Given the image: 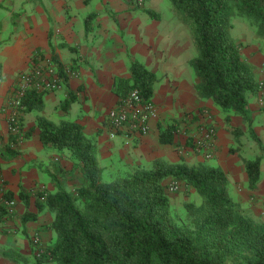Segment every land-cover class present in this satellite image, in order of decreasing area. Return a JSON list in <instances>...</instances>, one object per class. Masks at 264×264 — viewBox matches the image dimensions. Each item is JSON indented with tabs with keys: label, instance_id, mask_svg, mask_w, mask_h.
Instances as JSON below:
<instances>
[{
	"label": "crops",
	"instance_id": "obj_1",
	"mask_svg": "<svg viewBox=\"0 0 264 264\" xmlns=\"http://www.w3.org/2000/svg\"><path fill=\"white\" fill-rule=\"evenodd\" d=\"M6 1L12 7L8 17L14 31L4 38L0 25V176L5 189L14 195L15 207L13 215L0 222V264H35L34 236H40L45 248L56 239L50 228L53 214L38 208V196L59 188L73 190L85 181L69 151L43 146L39 115L83 125L85 133L95 138L103 175L111 178L151 168L160 159L219 166L228 177L232 198L254 220L264 222V105L258 102L259 95L250 100L251 124L236 115L226 121V114L211 99L199 96L191 65L197 50L189 28L180 19L164 20L150 9V0L143 8L127 0L88 4L84 0ZM241 46L242 56L257 68V80H264V53L259 44ZM44 57H51L59 66L61 87L44 94L42 112L23 114L24 135L16 138L9 133L3 109L17 83ZM132 61L160 78L152 97L159 116L151 120L145 135L125 128L112 137L107 113L120 100L115 82L130 79ZM211 125L217 131L216 145L213 157L206 159L194 146L202 128ZM166 131L172 135V143L161 142L160 134ZM8 147L14 153H8ZM258 156H263L261 180L256 190H250L244 160ZM173 182L169 178L167 187ZM179 188L181 192L170 197L172 202L183 203L194 194L193 188L182 183ZM27 212L36 218L24 223Z\"/></svg>",
	"mask_w": 264,
	"mask_h": 264
},
{
	"label": "trees",
	"instance_id": "obj_2",
	"mask_svg": "<svg viewBox=\"0 0 264 264\" xmlns=\"http://www.w3.org/2000/svg\"><path fill=\"white\" fill-rule=\"evenodd\" d=\"M170 1L197 50L191 65L199 96L211 99L226 114V121L236 115L251 124L249 103L259 95L260 81L256 66L242 56V46L231 31L234 17L247 16L255 38L264 46V0ZM130 69V79L115 82L118 104L133 89L140 91L144 102L152 101L160 78L138 61H132ZM44 94L28 92L23 113L42 112ZM37 127L43 146L69 151L85 181L73 190L59 188L38 196V208L53 214L50 228L56 239L44 256L35 255V264H264V222L254 220L232 198L221 167L160 159L151 168L105 181L95 138L85 133L83 125L39 115ZM160 138L162 143L173 142L168 131ZM7 152L14 153L10 147ZM262 161L263 156L244 160L250 190L260 183ZM169 178L193 188L201 204L186 200L184 216L178 215L170 197L181 189L169 193ZM4 184L0 176V222L12 216L6 202L14 200ZM21 196L28 205L23 192ZM35 218L27 212L23 222Z\"/></svg>",
	"mask_w": 264,
	"mask_h": 264
},
{
	"label": "built area",
	"instance_id": "obj_3",
	"mask_svg": "<svg viewBox=\"0 0 264 264\" xmlns=\"http://www.w3.org/2000/svg\"><path fill=\"white\" fill-rule=\"evenodd\" d=\"M133 6L143 8L146 0H127ZM62 78L58 67L51 57H44L34 64L32 70L25 74L14 88L13 95L8 105L3 109L7 114L9 133L11 136L20 138L23 134L22 116L24 110V99L28 92L36 90L38 92H55L61 87ZM258 102L264 105V80L259 82ZM159 111L153 101L144 102L138 89L130 91L129 95L121 104L110 109L107 113V123L111 129V136H116L125 128L130 129L135 134L145 135L150 130V122L158 118ZM201 137L195 142V149L205 153L206 159H211L214 155L212 151L216 145L217 131L214 126H205L201 130ZM179 190V183L173 182L168 187L169 193H176ZM10 213L13 215L15 201H7ZM33 245L35 255L42 257L47 249L44 247L39 235L34 236Z\"/></svg>",
	"mask_w": 264,
	"mask_h": 264
},
{
	"label": "rangeland",
	"instance_id": "obj_4",
	"mask_svg": "<svg viewBox=\"0 0 264 264\" xmlns=\"http://www.w3.org/2000/svg\"><path fill=\"white\" fill-rule=\"evenodd\" d=\"M4 7H0V25L1 31L4 34V38L7 39L14 31V24L12 20L8 17L9 9H12L11 5L4 0ZM149 7L151 10L156 11L162 15V18L166 21L179 20L178 14L173 10V5L170 0H150ZM234 26L232 28V37L241 45L249 44H259L260 50L264 53V46L259 43L255 38V29L250 25V18L247 16H236L233 18ZM105 181L111 179V177L106 173L103 175ZM189 200L195 201L197 204H201V196L194 190V194L191 196L189 194ZM182 202L173 201V210L178 213V215L184 216V210L182 207Z\"/></svg>",
	"mask_w": 264,
	"mask_h": 264
}]
</instances>
